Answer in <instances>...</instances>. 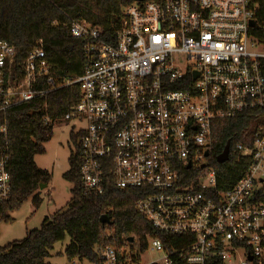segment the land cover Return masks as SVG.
I'll return each instance as SVG.
<instances>
[{"label":"built area","instance_id":"2783aa9c","mask_svg":"<svg viewBox=\"0 0 264 264\" xmlns=\"http://www.w3.org/2000/svg\"><path fill=\"white\" fill-rule=\"evenodd\" d=\"M122 16L111 35L68 16L87 64L63 81L41 46L14 69L16 49L0 38V200L12 192L7 109L77 83L79 102L57 120L45 102L43 120L84 123V194L143 190L136 210L166 236L147 235V250L163 253L148 264H264V0H136ZM243 113L263 123L234 148L251 163L227 186L208 159L214 123ZM130 244H102L100 264H140Z\"/></svg>","mask_w":264,"mask_h":264},{"label":"trees","instance_id":"16d2710c","mask_svg":"<svg viewBox=\"0 0 264 264\" xmlns=\"http://www.w3.org/2000/svg\"><path fill=\"white\" fill-rule=\"evenodd\" d=\"M134 1L55 0L56 4H52L47 0H0V38L16 49L14 69L22 70L30 51L41 46L55 77L60 81L76 78L84 73L87 60L84 41L70 33L68 16L77 20L86 19L111 35L123 17V7ZM80 94V86L75 83L7 109L12 192L9 199L0 200V222L11 221V213L29 197H32L36 207L39 206L42 201L40 186L48 187L50 184L52 173L40 168L35 161L36 155L45 152L44 145L53 131V126L43 120L44 103L48 104L51 118L57 120L79 102ZM2 122L3 114L0 113V125ZM262 123V118L254 113H243L214 123V157L209 161L223 185H232L244 175L251 159L239 158L233 150L239 143L252 145ZM72 138L75 149L69 157L70 168L64 173V177L74 183L70 200L54 214L45 216L40 228L29 231L23 239L0 246V264H51L46 261L50 251L66 237L70 238L65 251L69 260L77 258L97 264L102 261L98 253L102 244L122 245L134 237L130 246L132 251L136 250L133 254L136 260L147 251V235L166 240V236L154 230L136 210L135 204L142 196V189H119L109 185L101 195L84 194L79 175L81 163L77 154V135ZM228 142L230 158L225 163H218L216 157ZM183 172L182 176L186 179L190 172ZM103 215H107L112 223H102ZM135 242L138 249L133 246ZM173 260V264H183L176 257Z\"/></svg>","mask_w":264,"mask_h":264},{"label":"rangeland","instance_id":"374dc122","mask_svg":"<svg viewBox=\"0 0 264 264\" xmlns=\"http://www.w3.org/2000/svg\"><path fill=\"white\" fill-rule=\"evenodd\" d=\"M83 126L84 123L79 120L54 124L52 137L44 145L45 152L35 156L37 165L52 173L50 184L39 190L42 197L39 206L36 207L32 197H29L19 209L11 213V221L0 222V246L23 239L29 231L41 227L45 216L52 215L66 206L72 196L74 183L66 179L64 173L70 168L69 157L75 149L72 136L77 135ZM69 242L70 238L66 237L64 241L56 243L46 261L51 264H97L77 258L69 260L65 252ZM133 246L137 249L136 242ZM162 256L163 253L149 249L141 254L140 264L158 262Z\"/></svg>","mask_w":264,"mask_h":264},{"label":"water","instance_id":"95a60500","mask_svg":"<svg viewBox=\"0 0 264 264\" xmlns=\"http://www.w3.org/2000/svg\"><path fill=\"white\" fill-rule=\"evenodd\" d=\"M252 24H253V22H252ZM230 150H231L230 142H228L226 144V146L224 147L223 151L219 155H217V157H216L217 162L222 164V163H225L226 161H228L229 157H230ZM208 155H209V153L206 154V156H208ZM44 187H45V185H41L40 189H43ZM101 221H102V223H105V224L106 223L107 224L112 223V221L110 220V218L107 215H103L101 217ZM129 241L130 242L134 241V237H130Z\"/></svg>","mask_w":264,"mask_h":264},{"label":"flooded vegetation","instance_id":"af4514ba","mask_svg":"<svg viewBox=\"0 0 264 264\" xmlns=\"http://www.w3.org/2000/svg\"><path fill=\"white\" fill-rule=\"evenodd\" d=\"M214 156L213 155H211L208 159H212Z\"/></svg>","mask_w":264,"mask_h":264}]
</instances>
